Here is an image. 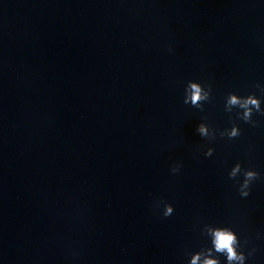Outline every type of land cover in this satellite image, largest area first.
I'll list each match as a JSON object with an SVG mask.
<instances>
[{"label":"clouds","instance_id":"9594fccd","mask_svg":"<svg viewBox=\"0 0 264 264\" xmlns=\"http://www.w3.org/2000/svg\"><path fill=\"white\" fill-rule=\"evenodd\" d=\"M256 88L260 89L264 93V87L259 83L255 85ZM190 89V94L184 96V103L196 106L203 110L200 107L199 102L203 100H210L211 86L208 87V91L201 95V87L199 83H193L188 81V88L185 89V92L188 93ZM225 111L232 112V108L243 109V114L239 112L236 113V116L243 120L245 123L251 124L253 127L256 126L257 121L252 119L253 113H260L264 115V109L261 108V100L258 98L255 93L249 94L247 96H239L234 92H229L225 99ZM196 131L201 137L208 136V129L203 123L197 125ZM241 135V129L233 123L231 131L227 132V137L229 139L236 138ZM214 149L209 147L204 153L206 157H211L213 155ZM181 165L179 163L174 164L171 167L172 173H178ZM243 175L242 181H237L239 183V195L241 198H247L251 194V185L254 181L260 179V173L252 168H243L241 163L237 162L228 173L229 179L236 180L240 175ZM174 208L171 204H165V209L163 212L164 217H169L173 214ZM208 234L212 237L211 243L214 247V251L223 255L226 258L227 264H245L247 257L244 252L239 251L240 241L235 231L228 226H219L214 229H209ZM213 249L207 250V255L211 256ZM255 253V249H252L248 256H252ZM202 253H198L192 258L191 264H198L201 259ZM202 264H220L219 259L206 258L203 260Z\"/></svg>","mask_w":264,"mask_h":264}]
</instances>
